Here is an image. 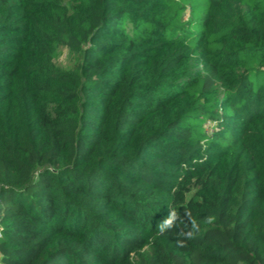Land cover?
<instances>
[{
	"label": "trees",
	"instance_id": "16d2710c",
	"mask_svg": "<svg viewBox=\"0 0 264 264\" xmlns=\"http://www.w3.org/2000/svg\"><path fill=\"white\" fill-rule=\"evenodd\" d=\"M0 225V264H264V0H0Z\"/></svg>",
	"mask_w": 264,
	"mask_h": 264
},
{
	"label": "rangeland",
	"instance_id": "374dc122",
	"mask_svg": "<svg viewBox=\"0 0 264 264\" xmlns=\"http://www.w3.org/2000/svg\"><path fill=\"white\" fill-rule=\"evenodd\" d=\"M66 52H67L66 49H61V55L58 61L60 64L64 66L69 65L70 63V55ZM207 128L211 129V125H209V123L207 124Z\"/></svg>",
	"mask_w": 264,
	"mask_h": 264
},
{
	"label": "built area",
	"instance_id": "2783aa9c",
	"mask_svg": "<svg viewBox=\"0 0 264 264\" xmlns=\"http://www.w3.org/2000/svg\"><path fill=\"white\" fill-rule=\"evenodd\" d=\"M1 234H2V231H1V225H0V236H1Z\"/></svg>",
	"mask_w": 264,
	"mask_h": 264
}]
</instances>
